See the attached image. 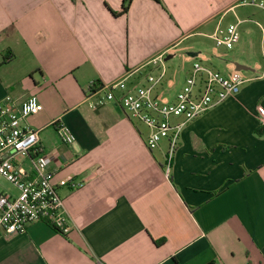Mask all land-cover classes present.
Listing matches in <instances>:
<instances>
[{"label":"crops","instance_id":"0c3cea01","mask_svg":"<svg viewBox=\"0 0 264 264\" xmlns=\"http://www.w3.org/2000/svg\"><path fill=\"white\" fill-rule=\"evenodd\" d=\"M121 1L0 0V100L41 105L22 125L37 133L69 227L1 235L0 264H264V0H130L113 15ZM229 24L245 82L181 129L166 172L165 140L149 150L146 126L87 94L158 73L143 65L191 37L195 57L197 39ZM29 160L15 164L30 173Z\"/></svg>","mask_w":264,"mask_h":264},{"label":"built area","instance_id":"2783aa9c","mask_svg":"<svg viewBox=\"0 0 264 264\" xmlns=\"http://www.w3.org/2000/svg\"><path fill=\"white\" fill-rule=\"evenodd\" d=\"M258 6L262 7L263 3ZM210 38L216 47L232 49L239 38L237 24L216 28ZM162 62V56H157L143 65L158 68L155 75L149 72L138 82L128 83L132 74L125 73L117 81L94 91L91 89L87 97L98 95L94 107L115 102L128 119L146 126L149 133L145 145L149 150L165 140V169L168 172L181 129L225 99L237 95L245 80L239 71L224 77L193 63L172 100L162 102L157 95V88L161 87L164 78ZM41 109L34 96L19 104L8 95L0 100V179L14 190V193L0 191V236L24 233L26 227L35 222L48 223L62 234L69 232L63 201L51 182V172L47 170L48 158L40 154L36 131L22 125L28 116ZM56 132L66 145L75 140L63 124L57 126ZM18 156L29 157L30 173L17 168L15 160Z\"/></svg>","mask_w":264,"mask_h":264},{"label":"rangeland","instance_id":"374dc122","mask_svg":"<svg viewBox=\"0 0 264 264\" xmlns=\"http://www.w3.org/2000/svg\"><path fill=\"white\" fill-rule=\"evenodd\" d=\"M193 40L194 37L188 38L173 47L169 53L172 57L163 62L166 73L162 80V87L157 88L158 99L162 102L172 100V96L182 86L193 63L218 72L224 77H228L234 72L235 61L232 58V51L216 47L213 41L197 39L196 46H193L194 49H190V52H195L197 55L192 58L188 56L187 50L193 45L191 44ZM245 73V71H239L242 78L245 77ZM163 145L161 142L160 146L163 147ZM0 187L5 191L13 192L12 186L1 179Z\"/></svg>","mask_w":264,"mask_h":264},{"label":"trees","instance_id":"16d2710c","mask_svg":"<svg viewBox=\"0 0 264 264\" xmlns=\"http://www.w3.org/2000/svg\"><path fill=\"white\" fill-rule=\"evenodd\" d=\"M129 3H130V0H122L121 1V10L118 14H114L113 15H122V14H125L128 10V7H129ZM255 134L256 135H259L260 134V128H257L255 130Z\"/></svg>","mask_w":264,"mask_h":264},{"label":"water","instance_id":"95a60500","mask_svg":"<svg viewBox=\"0 0 264 264\" xmlns=\"http://www.w3.org/2000/svg\"><path fill=\"white\" fill-rule=\"evenodd\" d=\"M246 70L247 68L245 66L234 63V71H246Z\"/></svg>","mask_w":264,"mask_h":264}]
</instances>
